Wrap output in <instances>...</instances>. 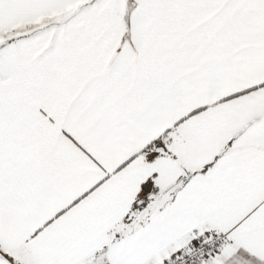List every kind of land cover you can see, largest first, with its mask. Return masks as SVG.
<instances>
[{"label": "snow or ice", "instance_id": "1", "mask_svg": "<svg viewBox=\"0 0 264 264\" xmlns=\"http://www.w3.org/2000/svg\"><path fill=\"white\" fill-rule=\"evenodd\" d=\"M0 264H264V0H0Z\"/></svg>", "mask_w": 264, "mask_h": 264}]
</instances>
